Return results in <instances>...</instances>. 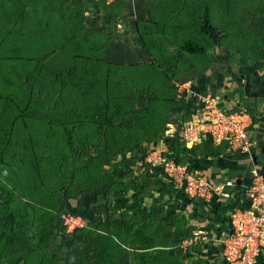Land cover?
Listing matches in <instances>:
<instances>
[{"label":"trees","instance_id":"1","mask_svg":"<svg viewBox=\"0 0 264 264\" xmlns=\"http://www.w3.org/2000/svg\"><path fill=\"white\" fill-rule=\"evenodd\" d=\"M145 1L136 30L151 60L129 65L105 59L114 40L112 28L93 30L83 24L86 8L94 14L106 8L109 20L121 16L123 0L108 5L99 0L0 1V65L9 60L7 41L22 50L13 60L28 65L19 90H5L0 99V264L209 263L201 258L199 243L186 251L178 248L185 238H194L197 228L183 233L153 218L142 195L151 184H161L157 173L162 169L149 167L146 158L151 145L161 147L163 137L169 143L165 155L190 169L203 170L205 153L218 156L226 149L210 137L187 147L165 135L186 103L176 81L213 66V49L241 57L247 68H264V35L253 32L248 22L264 17V0H163L182 5L175 30L173 18L163 17L168 9L161 2ZM166 46L177 47L182 56L175 64ZM143 89L150 96L149 110L137 109L122 121ZM190 117L183 115L177 126ZM98 140L102 146L94 154ZM135 150L142 151L136 158L140 162L126 166L110 160ZM90 198L95 205L111 199L113 216L104 206L108 216L67 234L62 214L85 216ZM213 203L210 210L225 228L230 218L219 209L230 214L248 206L239 191ZM83 235L91 243L67 262L63 247Z\"/></svg>","mask_w":264,"mask_h":264},{"label":"crops","instance_id":"2","mask_svg":"<svg viewBox=\"0 0 264 264\" xmlns=\"http://www.w3.org/2000/svg\"><path fill=\"white\" fill-rule=\"evenodd\" d=\"M123 1L126 5L122 15L112 18V20L120 21V24H123L124 19L128 16L127 4H135L134 11H136V6H138L137 11L145 8L143 0ZM136 18L135 15V20ZM113 22L110 24L113 25ZM209 54L214 61L213 66L204 68L199 76L194 73L189 78L193 81L192 88L200 95L211 94L216 97L219 103L229 111L247 112L251 119L253 145L247 153L226 149L218 156L205 153L203 171L214 185L233 180L236 185L232 192L239 191L245 201L244 189L251 182V169L257 167L264 175V68H259V71L255 68H247L244 59L234 54H228L224 50L213 49ZM183 80L185 77L180 78L179 81ZM198 100L197 96L186 98L184 112L175 114L170 125L180 124L183 115H190L192 108L198 107ZM160 146L159 149L167 150L166 146L161 144ZM200 155H204V151ZM149 167L159 168L151 165ZM157 176L160 178L158 180L161 181V184H151L147 190L148 197H153L155 200L150 203L143 200L145 204L149 205L150 213L155 221L172 223L178 226L180 232L183 233L187 232L190 227L197 228L196 230L199 228L206 230V235L197 242L202 246V251L199 253L201 258L209 261V263L202 264H224L221 240L228 228H225L211 212L210 207L215 203L190 198L184 195L177 185H169L162 172H158ZM156 188H160L165 196L157 192ZM154 189L156 190L155 196L152 192ZM218 211L223 216L229 215L227 209L223 208ZM187 238L183 240L184 244L190 240ZM259 264H264V256L259 260Z\"/></svg>","mask_w":264,"mask_h":264},{"label":"built area","instance_id":"3","mask_svg":"<svg viewBox=\"0 0 264 264\" xmlns=\"http://www.w3.org/2000/svg\"><path fill=\"white\" fill-rule=\"evenodd\" d=\"M111 4L117 0H99ZM134 1V0H132ZM191 79L176 81L179 96L190 98L197 96L198 107L192 108L191 117L182 125H169L165 131L168 137H177L190 147L204 139L211 138L215 146L225 145L226 150L247 153L253 141L251 119L245 111H229L211 94L200 95L192 88ZM166 151L152 145L146 163L157 166L183 192L184 195L212 202L232 197L235 182L228 180L224 184L214 185L203 170L190 169L188 165H179L165 155ZM251 182L244 189V198L248 206L237 207L229 214V225L222 238V257L227 264H257L264 255V175L257 167L251 169ZM67 232L84 227L82 219L72 213L63 216ZM206 230L198 229L194 238L188 241L197 243Z\"/></svg>","mask_w":264,"mask_h":264},{"label":"rangeland","instance_id":"4","mask_svg":"<svg viewBox=\"0 0 264 264\" xmlns=\"http://www.w3.org/2000/svg\"><path fill=\"white\" fill-rule=\"evenodd\" d=\"M0 1H2V2L5 1L7 4H9L8 0H0ZM27 1L32 2L29 5H37V4H40L41 0H27ZM73 1H76V2L78 1L77 3H80L82 1L84 2V0H73ZM143 1L145 2L144 3L145 6H147L146 1L145 0H143ZM162 1L163 0H158V2H156V4L159 2L162 3ZM134 5L135 4H133V5L127 4L126 9H127V15L128 16L126 17V19H124L125 21L123 22V24H120V21L118 22L115 19L109 20L108 18H110L111 16L107 15V9L106 8L102 9L99 14H94L93 10H91L90 8H88V9L86 8V13L83 17L84 27H87L88 29H93V30L99 29L101 31H107V28L110 27L114 31V33H113L114 34L113 35L114 40H112V42L110 43L109 48L105 54V59L107 61H113L115 63L129 65V64H137L140 62L141 63L149 62L151 60V56L148 53V51L146 50V48L141 44L140 39H139V35H138V31L136 30L135 15L137 16V14H138V11H137L138 6H136V11H134V8H135ZM162 6H164L165 9H168L167 10L168 12L164 13V16L161 13V16L165 17L166 20H169L172 17L174 23H173V26H170V27H173L174 30L178 29L179 24L181 22V19H179L176 16V14L178 12H181V8H182L181 6L182 5L179 4L178 1H176V3H174L173 5L162 3V5H160V7H162ZM170 10H172V11H170ZM184 10H185V7L183 6V11ZM109 21H110V23L114 21L113 22L114 24L108 25ZM248 22L250 23L249 28L251 27L253 32L254 31L256 33L259 32V34L264 35V17L258 18V19H250V20H248ZM172 38H175V37L173 36ZM178 38H180V37L177 36L175 38V40L176 39L178 40ZM81 40L83 42L87 41V39H86V37H84V35L82 36ZM170 40H172V39H170ZM176 41H174V42H176ZM166 47L168 48L170 46H166ZM21 51H22L21 47L14 46L13 44H11L8 41L6 42V55L9 57L8 58L9 60H7L4 64L0 65V99L2 98L3 94L5 93V90H6V93H8V91H10V90L11 91L19 90V88L21 86V82L24 80L26 72H28L27 71L28 65L25 62L21 63L18 60H13L14 58H12L13 54L20 53ZM169 51L173 52L172 54L168 55V58L170 56L172 59V62H171L172 64H175L176 62L179 61V58H182V56L177 52V47H170ZM167 61H169V59ZM166 70H167V72L170 71L169 68H166ZM149 103H150L149 93L147 92L146 89H143L141 91V93H139V95L137 96L136 101L134 102L133 110H131V112L126 115L125 119H121V120L122 121L129 120L131 118V116L134 115V111L137 109L145 108V109L149 110L148 109ZM156 108H157V105H156ZM179 127H177V128H179ZM169 128H170V126H168V129ZM158 142L162 146L163 145L166 146V148H167V144H169L168 141L166 142L164 140V137L162 140H160ZM170 142L173 144L175 141L171 140ZM150 145H151V143H148V146H150ZM101 146H102V142L98 140L95 144H93L92 152L94 154H96ZM135 151L136 152H134V153L129 151L125 154H115V155L110 157V160L113 164L121 163V162L125 161L126 166H127V164L129 165L133 161L134 162H140V161H137L139 159H136V158L140 157L142 155V151H139V150H135ZM129 168H132V167H129ZM167 180L170 181V179H167ZM147 190H149V188ZM152 192L155 196L156 190L154 189V191H152ZM148 196H149L148 192H145L142 195V198L144 201H146V203H148V202L150 203V202L155 200L153 197L151 198ZM158 199H159V197H158ZM87 201L89 203H87L88 207L86 210L87 211L86 214H84L85 216H83L81 214L77 215L82 219L84 225H88L89 222H94V223L99 222L100 220H102L103 218L108 216L106 214V210L109 212V217L113 216V213L111 211V209L113 208V201L111 199L108 201H103L102 203H100L98 205L93 204V200L91 198L88 199ZM166 203H168V202H166ZM104 206L106 207V210H105ZM66 214H67L66 212H64V214H62V221H63L62 225H64V226H66V224L64 222L63 216ZM73 232H67L66 231L67 234H69V233L71 234ZM49 234L52 235L53 232L51 233V231H50ZM68 240L71 241V238H69ZM91 241H92L91 239H88V237H85V235H83V236L77 237L76 241L73 243V245L68 244V246H67V244H66L63 247V249H65L64 255L66 256L67 262L73 263L75 256L82 255L84 252V249L87 246H89V243H91ZM187 244L182 243L178 248H180V249L182 248L183 250L186 251L187 248L191 246V245H187ZM192 244H195V243L192 242ZM192 247L195 248V246H192ZM182 258L185 259L184 255L182 256ZM186 264H191V261L188 260L186 262ZM193 264H200V263L194 262Z\"/></svg>","mask_w":264,"mask_h":264}]
</instances>
